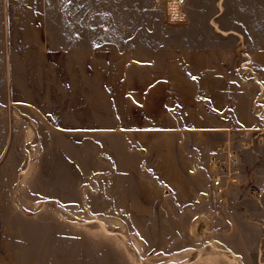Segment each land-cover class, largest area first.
I'll return each instance as SVG.
<instances>
[{
  "label": "rangeland",
  "instance_id": "obj_1",
  "mask_svg": "<svg viewBox=\"0 0 264 264\" xmlns=\"http://www.w3.org/2000/svg\"><path fill=\"white\" fill-rule=\"evenodd\" d=\"M187 12L0 0V264H264V0Z\"/></svg>",
  "mask_w": 264,
  "mask_h": 264
},
{
  "label": "built area",
  "instance_id": "obj_2",
  "mask_svg": "<svg viewBox=\"0 0 264 264\" xmlns=\"http://www.w3.org/2000/svg\"><path fill=\"white\" fill-rule=\"evenodd\" d=\"M153 3L157 8L161 9L164 23L168 27H183L187 24L188 0H153ZM257 149L264 150V128L244 130L240 133L239 139H233L232 142L229 140L226 147L222 146V151L229 154L231 162L229 168L225 165L217 167V164H215L218 171L213 176V188L220 201L225 200V192L229 182H232V184L237 183V179L234 177L235 155L239 151L255 152ZM223 181L228 184H224L225 182ZM249 193L251 196H257L258 190L250 188Z\"/></svg>",
  "mask_w": 264,
  "mask_h": 264
},
{
  "label": "crops",
  "instance_id": "obj_3",
  "mask_svg": "<svg viewBox=\"0 0 264 264\" xmlns=\"http://www.w3.org/2000/svg\"><path fill=\"white\" fill-rule=\"evenodd\" d=\"M192 24L193 25V23H194V21L193 20H191L190 19V16H188V21H187V25H189V24ZM186 25V26H187ZM234 53H236V51L234 52ZM253 58L254 57H252L251 58V60H253ZM263 60V58H261V61ZM257 128V127H256ZM256 128H254V129H256ZM259 128V127H258ZM260 128H264V126L263 127H260ZM252 129V128H251ZM250 128L249 129H244V130H251ZM223 146V145H222ZM225 147H226V144L224 145ZM221 152H223L222 154H225V155H227V162H229L228 163V168L230 167V162H231V158H230V156H229V154H227V153H225L224 151H222V148H221ZM245 152H249V153H252V154H257V152L255 151V152H251V151H239L236 155H235V158H236V163H235V168H234V177L237 179V183L235 184L236 186H241V183H245L246 184V182L248 183V181H251L252 179H251V177L250 176H248V173H247V171L246 170H244L243 169V167H242V165L241 164H243L242 163V156L244 155V153ZM263 161V160H262ZM263 164H264V162H263ZM226 166V165H225ZM244 170V171H243ZM244 173H246V177L244 176V178H243V174Z\"/></svg>",
  "mask_w": 264,
  "mask_h": 264
},
{
  "label": "bare ground",
  "instance_id": "obj_4",
  "mask_svg": "<svg viewBox=\"0 0 264 264\" xmlns=\"http://www.w3.org/2000/svg\"><path fill=\"white\" fill-rule=\"evenodd\" d=\"M188 16H189V13L187 12Z\"/></svg>",
  "mask_w": 264,
  "mask_h": 264
}]
</instances>
